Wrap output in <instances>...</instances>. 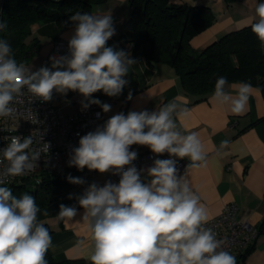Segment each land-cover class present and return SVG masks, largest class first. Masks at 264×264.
I'll return each mask as SVG.
<instances>
[{"label": "clouds", "instance_id": "obj_1", "mask_svg": "<svg viewBox=\"0 0 264 264\" xmlns=\"http://www.w3.org/2000/svg\"><path fill=\"white\" fill-rule=\"evenodd\" d=\"M246 3L254 8L248 24L264 52V0ZM70 20L75 31L68 41V55L51 56L50 66L35 71L18 62L10 43L0 39V117L14 114L13 105L24 89L44 102L51 101L53 92H78L84 97L83 108L99 105L104 113L111 110L110 104L93 98V94H122L129 83L125 77L138 61L130 52L108 46L115 35L110 13L76 12ZM6 28L7 23L0 21V31ZM227 85L226 77H218L210 102L227 105L232 114L243 115L253 86L233 83V95L226 91ZM131 98L129 92L127 99ZM185 114L175 101L151 112L117 113L102 127L81 136L79 146L71 150L69 167L120 177L118 183L106 181L98 186L93 182L82 194L68 196L83 209L82 220L90 232L91 264H237L214 230L206 226L208 211L177 166L185 158L189 160L186 168L202 167L207 162L198 134H184L178 128L177 121ZM4 139L8 143L0 148V264H48L52 235L38 218L41 209L35 197L28 192L17 197L8 186L15 177L39 167L40 151L32 148V135ZM40 139L48 152L50 144L43 142L42 134ZM228 143L221 141V147ZM133 145L146 146L156 156L167 153L169 158L155 159L152 166L138 169L133 163L138 158ZM143 173L150 179L142 180ZM67 180L74 185L86 183L71 175ZM78 207L60 204L57 222L73 220L79 214ZM43 215L48 216V212Z\"/></svg>", "mask_w": 264, "mask_h": 264}, {"label": "crops", "instance_id": "obj_2", "mask_svg": "<svg viewBox=\"0 0 264 264\" xmlns=\"http://www.w3.org/2000/svg\"><path fill=\"white\" fill-rule=\"evenodd\" d=\"M171 1L205 4L210 6L215 15L213 24L191 39V47L195 50L225 32L248 25L249 19L254 16V8L246 3V0L232 3H226L225 0ZM129 12L127 0H105L95 4L90 14L110 13L117 20L120 33L124 29ZM74 31L75 25L63 28L55 22L33 25V33L40 39L41 47L30 61L33 62L32 70L44 66L49 57L62 55L53 51V41H69ZM107 43L108 46L130 52L122 46L117 36L110 38ZM131 57L138 61L125 77L129 81L125 89L131 92L132 98L122 111L118 103L110 105L116 104L117 113L127 115L129 111L146 109L151 112L162 104L177 102L181 109L186 110V114L177 121L179 130L184 134L197 133L207 154L205 166L185 168L183 174L206 207L209 218L218 214L226 202L233 200L237 205V218L256 225L264 213V124L256 122L264 114V99L260 89L252 85L253 92L249 97L246 112L243 115H235L231 113L229 106L210 102L212 94L196 101L195 97L184 93L170 67L162 65L151 68L143 57L132 54ZM233 83L239 82L228 83L226 91L235 95L231 88ZM75 97L76 95H73L69 100L67 106H71V110L68 112L77 109ZM104 115L112 116L114 112ZM225 140L229 143L221 147V141ZM148 179L150 178L146 173H143V180ZM99 180L88 178L89 183H100L102 179ZM83 192L77 187L60 193L54 196L49 205L40 208L38 218L47 222L52 229L50 233L53 247L49 251L55 260L81 257L90 259V232L87 222L82 220L83 209L78 207L75 198L68 199L69 194L75 197ZM62 203L77 206L79 214L73 220L57 222L55 217ZM44 211L48 212V216L43 215ZM238 264H264V235L257 238L254 248L243 261L239 260Z\"/></svg>", "mask_w": 264, "mask_h": 264}, {"label": "trees", "instance_id": "obj_3", "mask_svg": "<svg viewBox=\"0 0 264 264\" xmlns=\"http://www.w3.org/2000/svg\"><path fill=\"white\" fill-rule=\"evenodd\" d=\"M105 0H3L0 3V21L7 28L0 31V39L7 40L18 62L30 63L38 54L41 41L33 33V25L55 22L67 28L75 25L70 17L76 12L91 13L92 7ZM130 8L124 29L117 35L124 46L131 41L130 52L141 56L146 64L155 68L168 66L176 75L180 89L187 95L202 100L214 91L218 77L230 82H247L260 89L264 99V52L248 25L230 30L205 44L198 50L191 47V39L213 24L215 15L205 4L178 3L171 0H127ZM239 0H225L232 3ZM44 65L50 66V61ZM130 91L123 89L117 97H109L102 91L93 94L102 103H118L125 109ZM77 92L67 95L53 92L51 102L59 105L70 100ZM59 101V103H56ZM256 122L264 124V114ZM77 168L68 167L61 173H41L39 183L30 178L13 181L8 186L19 197L28 192L42 208L49 205L54 196L77 188L67 177H78ZM51 232L49 224L42 221ZM256 237L237 255V264L254 248L258 237L264 235V213L255 225ZM48 264H91L87 258L55 260L50 251Z\"/></svg>", "mask_w": 264, "mask_h": 264}, {"label": "built area", "instance_id": "obj_4", "mask_svg": "<svg viewBox=\"0 0 264 264\" xmlns=\"http://www.w3.org/2000/svg\"><path fill=\"white\" fill-rule=\"evenodd\" d=\"M3 0H0L2 3ZM115 35L119 31L117 28V20L112 17ZM133 46L131 41L124 44L126 50H130ZM52 49L62 55H68V41L63 39H55ZM94 98V96H93ZM75 100L78 104L77 109L71 112H63V106L54 105L51 101L44 102L23 90V95L17 97L13 107L14 114L11 117H0V148L8 143L5 137L20 136L21 138L32 135L34 143L32 148L40 151L39 167L25 176L15 177L13 181H20L24 178H30L33 181H40L41 173H61L68 166V160L71 150L79 146V139L88 132L95 131L97 127L103 124L111 117L104 115L99 105H91L87 109L82 107L81 101L84 97L77 92ZM86 102V101H85ZM69 100L63 105H68ZM122 111V109H120ZM99 113V116L97 114ZM36 121H39L37 123ZM43 135V142L50 144L48 152L43 149V143L40 139ZM132 150L138 152V158L133 162L138 169H146L152 166L155 159L169 158L167 153L156 156L148 147L133 145ZM175 159V158H174ZM188 164V159L178 161L180 174ZM97 171H89L87 168L78 172V177L82 178L86 183L77 187L83 191L88 187V177ZM103 178L98 186H103L106 181L118 183L120 177L112 173L102 174ZM143 180V174H142ZM237 205L233 200L226 202L222 210L209 218L206 225L212 228L217 234V239L222 241L224 250L230 252L236 257L241 249L247 246L257 234L254 224L248 220H240L237 218Z\"/></svg>", "mask_w": 264, "mask_h": 264}, {"label": "rangeland", "instance_id": "obj_5", "mask_svg": "<svg viewBox=\"0 0 264 264\" xmlns=\"http://www.w3.org/2000/svg\"><path fill=\"white\" fill-rule=\"evenodd\" d=\"M33 64V62H30L28 65H26L27 67H30L31 68V65ZM56 103H59V101H57ZM63 106L62 108H63V112H68V111H70L71 110V106H66V105H63V102L62 103H60L59 104V106ZM112 112H114V114H116L117 113V105L115 104V105H113V106H111V110L108 112V113H106V114H111ZM89 179H102L103 178V176H102V174H100V173H98V172H95L93 175H90L89 177H88ZM99 180V181H100Z\"/></svg>", "mask_w": 264, "mask_h": 264}]
</instances>
